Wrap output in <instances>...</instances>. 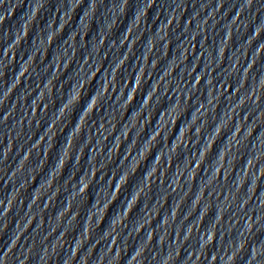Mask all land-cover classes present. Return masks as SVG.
Listing matches in <instances>:
<instances>
[{"label": "water", "instance_id": "obj_1", "mask_svg": "<svg viewBox=\"0 0 264 264\" xmlns=\"http://www.w3.org/2000/svg\"><path fill=\"white\" fill-rule=\"evenodd\" d=\"M0 116L116 264H264V0H0Z\"/></svg>", "mask_w": 264, "mask_h": 264}]
</instances>
